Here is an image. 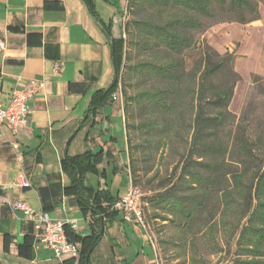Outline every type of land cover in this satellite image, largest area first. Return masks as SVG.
Listing matches in <instances>:
<instances>
[{"label": "trees", "instance_id": "16d2710c", "mask_svg": "<svg viewBox=\"0 0 264 264\" xmlns=\"http://www.w3.org/2000/svg\"><path fill=\"white\" fill-rule=\"evenodd\" d=\"M82 1L98 17L95 0ZM128 4L149 5L151 17L157 21L129 20L123 26L130 37L126 40L121 35L112 36V17L101 20L109 38L113 79L107 88L93 93L89 110L111 101L112 95L120 90L124 98L127 168L132 183H140L157 160L172 158L170 172L156 186H151V190L159 191L147 197V203L173 215L182 214L186 218L184 226L202 220L207 213L218 215L228 226L247 217L237 240L238 250L245 258H236L233 264H264V144H261L264 135L249 130L245 117L236 118L229 111L234 86L240 79L233 67L234 55L220 54L201 40L198 58L190 67L185 59L195 46L191 29L203 31L211 23L228 20L239 23L257 20V3L128 0ZM219 12L226 17L217 18ZM136 53L145 57L133 63ZM133 76H137L141 87L128 95L125 81H131ZM260 79L259 75H253L254 83ZM132 112L138 118L136 123L129 120L133 118ZM139 150L144 156H137ZM100 161L101 151L86 149L66 155L62 164L71 170L66 190L75 196L83 210L113 217L118 211L111 205L118 197H112L106 190H95L85 182L87 174L98 173ZM153 171L148 182L158 173ZM100 226L97 221L91 236L82 238L72 235L65 225L66 237L80 245L81 264L89 263L86 257L101 237Z\"/></svg>", "mask_w": 264, "mask_h": 264}, {"label": "crops", "instance_id": "0c3cea01", "mask_svg": "<svg viewBox=\"0 0 264 264\" xmlns=\"http://www.w3.org/2000/svg\"><path fill=\"white\" fill-rule=\"evenodd\" d=\"M88 10L82 0H0V100L6 104L11 91L27 87L31 79L43 81L28 99L26 124L14 136L7 131L0 136V264H81L79 255L56 257L41 246L32 222L12 209L10 201H23L65 221L72 235L82 238L101 223V237L86 264H120L116 258L125 257L120 247L127 238L123 229H140L119 212L104 217L83 210L66 190L71 170L62 160L86 149L101 151L96 180L91 183L89 174L85 176L88 185L120 197L129 184V177L123 183L128 155L119 98L89 110L93 93L113 79L109 38L101 20L112 17V36L120 37L115 28L119 15L112 11L103 19ZM114 94L121 95L119 90ZM114 121L124 129L123 143Z\"/></svg>", "mask_w": 264, "mask_h": 264}, {"label": "rangeland", "instance_id": "374dc122", "mask_svg": "<svg viewBox=\"0 0 264 264\" xmlns=\"http://www.w3.org/2000/svg\"><path fill=\"white\" fill-rule=\"evenodd\" d=\"M257 3L259 18L248 23L237 21H221L211 23L205 30L191 29L190 36L195 42V46L186 53L187 66L190 67L198 58L200 42L204 40L218 53L225 52L234 55L233 67L240 75V79L234 86L233 97L229 104V111L237 117H245L246 124L252 132H262L264 135V0H252ZM96 10L103 19L112 13L120 12L119 22L116 23V30L119 34L129 40V34L123 31L129 20L155 19L151 17L152 8L136 7L128 4V0H95ZM218 12V11H217ZM226 16L219 12L217 18L224 19ZM128 30L131 27H127ZM126 29V27H125ZM0 31V50H1ZM145 54L136 53L132 58L133 63L144 59ZM259 75L261 79L254 83L253 75ZM124 73L122 82L124 83ZM131 81H125L126 92L133 95L139 87L137 76H133ZM118 92V90L116 91ZM122 106L124 98L119 99ZM116 103L117 107H120ZM122 112H120L121 114ZM130 121L137 122L135 112H132ZM116 130L119 131L120 142L123 143V127L118 121H114ZM118 137V140H119ZM122 137V138H121ZM264 144V138L262 143ZM121 157L125 158L122 148ZM137 156H144L139 150ZM172 158H161L153 166L157 170L154 179L147 181L152 176L153 170L147 176L141 177L142 181L137 184L141 190L140 208L145 229L134 230L126 226L123 229L126 244L120 247L125 255L119 256L118 261L124 264L125 260L131 264H233L236 258H245V255L238 250L237 240L247 217H243L239 224L234 223L228 226L223 224L218 215L207 213L201 219H196L192 224L185 225L186 218L182 214H170L159 206L147 203V197L154 195L159 190H151V186H156L158 181L170 172ZM128 174V171L126 172ZM167 175V174H166ZM129 177L123 176V183ZM92 183L96 178L89 174ZM130 179V177H129ZM96 180V179H95ZM93 202V201H91ZM202 218V217H201ZM231 220V219H230ZM232 222V220H231Z\"/></svg>", "mask_w": 264, "mask_h": 264}, {"label": "built area", "instance_id": "2783aa9c", "mask_svg": "<svg viewBox=\"0 0 264 264\" xmlns=\"http://www.w3.org/2000/svg\"><path fill=\"white\" fill-rule=\"evenodd\" d=\"M61 65V64H60ZM57 64V67H60ZM43 87V81L31 79L29 85L25 88H14L6 104L0 100V136L7 131L14 136L17 130L25 125L30 111L28 99L35 92ZM119 90V94H120ZM120 99L116 94L112 95V99ZM13 148H17L18 144L13 143ZM23 186H28L26 181L22 182ZM141 190L134 185L129 179L126 193L114 200L111 207L117 210L124 221L134 223L145 229L142 219V210L140 208ZM8 205L14 209L21 211L33 224L35 236L39 244L52 250L56 257L69 256L76 257L79 253V244L70 241L65 232V221L61 219L51 218L46 212L37 211L23 201L14 200L8 202Z\"/></svg>", "mask_w": 264, "mask_h": 264}, {"label": "water", "instance_id": "95a60500", "mask_svg": "<svg viewBox=\"0 0 264 264\" xmlns=\"http://www.w3.org/2000/svg\"><path fill=\"white\" fill-rule=\"evenodd\" d=\"M103 232V226L101 227V233ZM86 259H88V256H87V258Z\"/></svg>", "mask_w": 264, "mask_h": 264}]
</instances>
